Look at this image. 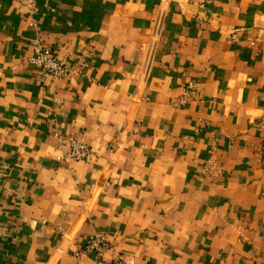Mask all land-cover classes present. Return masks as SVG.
<instances>
[{"label": "crops", "instance_id": "crops-1", "mask_svg": "<svg viewBox=\"0 0 264 264\" xmlns=\"http://www.w3.org/2000/svg\"><path fill=\"white\" fill-rule=\"evenodd\" d=\"M32 1L0 0V264H264V0Z\"/></svg>", "mask_w": 264, "mask_h": 264}, {"label": "built area", "instance_id": "built-area-1", "mask_svg": "<svg viewBox=\"0 0 264 264\" xmlns=\"http://www.w3.org/2000/svg\"><path fill=\"white\" fill-rule=\"evenodd\" d=\"M15 1L28 7H30L33 2L32 0ZM34 54L35 57L33 62L40 68L41 82L67 79L74 73L65 59L58 58L50 49L44 47L38 41L34 42ZM62 146L65 148L67 147L64 155L65 159L87 162L92 157L90 147L75 138L63 140ZM110 248L111 243L105 237L96 236L88 241L85 252H92L95 254L94 264H124L121 260H109L106 258L105 255Z\"/></svg>", "mask_w": 264, "mask_h": 264}]
</instances>
